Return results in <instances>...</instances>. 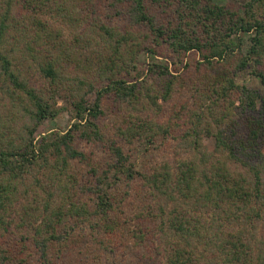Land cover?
Wrapping results in <instances>:
<instances>
[{
  "label": "trees",
  "instance_id": "1",
  "mask_svg": "<svg viewBox=\"0 0 264 264\" xmlns=\"http://www.w3.org/2000/svg\"><path fill=\"white\" fill-rule=\"evenodd\" d=\"M50 2L63 7L59 0H0L3 7L0 12V94L10 98L11 107L18 113L22 109L31 118L33 128L27 127L29 134L42 121L56 115V98L62 92H67L64 99L73 106L76 119L65 131L44 133L37 145H32L31 138L22 137V142L15 143L12 137L4 138V132L0 134V264H12L9 256L11 259L15 255L14 245L22 246L23 240L30 242L44 264H82L81 260L90 258L91 252L96 253L87 250L83 255L86 247H82L76 253L78 256L75 255L77 229L92 216L96 221L88 226L92 230L91 237L98 238L95 248L103 251L109 250L108 246L115 249L129 234L138 246L155 249L160 254L157 261L160 264H264V94L236 83V74L225 70L201 78L204 86L198 88L207 93L205 99L211 102L207 112L213 123L201 109H188L183 132L186 138L190 127L193 135L202 128L213 138V151H205L199 145V150L194 147V153L200 152L198 161L185 159L174 166L161 163L140 175L139 184L146 191L147 207L138 211L140 222L130 231L121 218L122 202L126 201L128 193L116 195L110 191L112 188L119 191L122 181L129 183L138 174L133 163H128L122 146L115 141L108 144L115 160L110 166L114 174H119H115L113 181L109 171H105L96 175L93 182H82L83 187L78 186L76 176L70 172L71 164L90 163L78 141L103 140L98 124L102 97L113 95L127 103H139L142 98L146 103L142 108L148 118V115H160L161 107L156 103V94L151 93V87L144 84L140 76L139 80L128 84L123 77H112L113 73L98 91L94 103L88 105L76 90V83H70L71 79L63 73L66 67L63 58L68 55L62 50L47 55L46 62L40 65L41 73L53 87L42 91L28 85L13 55L20 48L17 45L21 44L24 32L16 26L19 22L13 9L17 6L22 17L26 11L46 14L45 8ZM115 2L126 8L137 25L146 28L140 40L139 36L134 39L139 47L152 52L155 46L166 43L177 52L196 51L200 54L197 68L206 63L209 66L219 62L227 64L229 59H234L237 60L236 71L251 67L252 74L264 88V0L247 1L242 13L230 11L213 0ZM30 22L43 30L47 26L35 16ZM99 29L110 39L115 36L124 42L131 35L117 33L105 25H100ZM245 40L250 42L247 47L243 46ZM36 41L40 45L39 36ZM50 45L51 42L46 43L45 48ZM111 48L112 70L118 67V71L127 73L129 66L134 67L135 52L120 51L118 45ZM26 49L32 51L33 47L29 44ZM17 59L22 62L23 56ZM153 67L152 64L148 67L150 73ZM166 68L164 72L169 74ZM164 72L161 70L158 78L163 80L161 96L166 99L172 91L173 80L166 79ZM82 81L81 84H86ZM229 95L236 96L245 107V116L239 121L231 116L227 118L228 111H223L221 116L212 111L216 100ZM140 121L133 120L128 127L119 128V134L128 138L146 130L145 119L140 118ZM149 122L157 130H169L159 120ZM85 186L91 188L95 198L93 212L82 200V193L73 195L74 187L79 190ZM13 224L24 230L21 234L26 232L27 235H19V239L16 234L10 235L14 231ZM54 246L58 247L56 253L51 250ZM16 256L24 258L21 251ZM115 258L112 255L110 264H117ZM96 259L97 264L101 263L99 255ZM87 263L95 264L90 259Z\"/></svg>",
  "mask_w": 264,
  "mask_h": 264
},
{
  "label": "rangeland",
  "instance_id": "2",
  "mask_svg": "<svg viewBox=\"0 0 264 264\" xmlns=\"http://www.w3.org/2000/svg\"><path fill=\"white\" fill-rule=\"evenodd\" d=\"M213 1L230 11L242 13L245 3L249 0ZM59 2H61L63 7L55 2L48 3V8H45L48 10L46 14L26 11L24 17H22L17 12V6L13 9V14L19 22L16 26L24 29L21 44L17 45L20 48L14 51L13 54L16 56L14 60L22 79L28 85L35 86L37 89H42V91L53 87V84H50L48 79H45L41 73L40 65L46 62L47 55L55 53L57 50H62L68 55L66 58H63V64H66L63 73L71 79L70 83H76V90L87 101L88 105L94 103L98 91H101L100 88L108 83V77L112 76L113 73L114 76L112 77H123L128 84L142 79L144 84H149L148 86L151 87V93L156 94V103L161 107L160 115L156 116L152 114L148 115V118L142 108L146 104L142 98L139 103H127L113 95L102 97L100 100L102 114H100L101 117L98 120V124L103 140L90 143L78 141V146L89 156L90 163L87 161H77L71 164L70 172L76 176L78 186L83 187L82 182H86L87 184L90 181L93 182L96 175L105 171H109V178L113 181L114 176L116 177L119 174L115 173V175L114 169L110 166L115 160L108 144L115 141L122 146L129 158L128 163H133L138 174L129 183L122 181L121 185L118 186L119 191H114V188L110 191L116 195L127 191L128 194L125 196L126 201L124 200L121 206V212H123L121 218L130 227L131 231L140 222L139 216L136 214L142 209L141 207H147V201L145 200L147 198L146 191L139 184L140 175L161 163L174 166L185 159L196 158L198 161L200 152L196 151L194 153V147L196 150H199V145H202V149L205 151H213V138L207 132L202 131V128H198V134L195 133L193 135L191 134L190 127V133L188 132L186 138L184 137L185 132H183L186 129L185 126L188 121L185 116L188 109L191 111L201 109L207 113V117L209 118L207 107L211 105V102L209 99H205L207 98V93L198 88L204 86L200 83L201 78L203 76L215 75L216 72L225 70L226 73L236 74L234 80L238 84H244L246 87L257 90L261 94H264V88L259 79L252 74L251 67L241 68L236 71L235 65L237 60L234 59H229L227 64L223 63L222 65L221 62L212 66L206 63L200 65L199 69L197 68V61H200V54L196 51L177 52L166 43L155 46L151 50L152 52L139 47L140 45H137L134 39L139 36L140 40V36L147 32L146 28L137 25L129 17L126 8L117 4L115 0H59ZM2 9L3 7L0 5V12ZM29 15L45 21L47 25L45 30L41 27L39 28L35 23L32 24ZM100 25L111 27L115 32L120 34L131 33L134 36L130 35L127 42H124L123 39L117 40L115 36L113 39H110L102 29H99ZM25 26L27 29H25ZM38 36L40 38V45L36 41ZM48 42H51V45L45 48ZM249 43L248 40H245L243 46L247 47ZM29 44L33 47L32 51L26 49V45ZM111 45H118L120 51L127 49L131 53L135 52L133 56L134 67L129 66L127 73L123 70L118 71V67L112 70L109 61V57L114 58ZM21 55L23 59L22 62H19L17 57L20 58ZM151 64L155 66L152 73L149 72L148 68ZM164 66L167 67L166 69L169 74L164 72ZM262 68H264V60ZM161 70L165 73L164 77L166 79L173 80L172 91L166 99L161 96L163 80L158 78ZM171 74L176 76L172 78ZM139 76L140 78L137 79ZM82 80L86 81V84H81ZM198 83L199 85H197ZM62 93L58 94V98H56V115L53 118L42 121V123L32 130L31 134L27 131V127L33 128L31 118L22 109H19L18 113L16 108L11 107L10 98L0 94V134L4 132V138L12 137L15 143L22 142V137L31 138L32 145H37L44 133L67 130L76 119L74 117L73 106L68 99H64V94L67 92ZM11 109L16 112H12ZM244 109L245 107L241 104L240 100L236 96L230 95L216 100L214 106H212V111L215 115L221 116L223 111H228L227 118L231 116V118L238 121L240 117L244 118ZM12 113L15 115L12 116ZM140 118L145 119L146 130L144 129L132 136L130 135L128 138L119 134V128L128 127L133 120L139 122ZM149 120H159L161 125L163 127L168 126L169 130H157L151 126ZM208 120L213 123L212 119L209 118ZM226 120L223 124L224 128L227 126L225 125ZM183 122L184 125H182ZM139 124H142L141 121ZM150 134L153 136L147 140L146 136ZM92 169L95 170L92 171ZM80 193H82V200L91 206L92 211L95 207V198L91 188L89 189L85 186L84 189L79 188L78 190L74 187L73 195L75 196ZM93 221H96V218L92 216L90 217V221L85 220V222L78 225L82 226L77 229L78 241L74 246L76 256H78L76 253L82 247H86L83 255L87 253V250H92L96 255L101 257L102 260L99 264H110L112 262L110 259L112 255L116 256L115 261L117 264H160L157 262L160 254L155 249L138 246L133 242L129 234H126L125 239L121 240L115 249L110 246L107 248L109 250L106 251H103L100 247V249L98 247L95 248L98 238L92 239V230L88 227L95 223ZM11 229L14 231H11L13 233L10 235L13 234L14 236L16 234L17 239L20 238L19 235H27L26 232L25 234H21L24 230L17 228L14 224L11 226ZM3 240H7V236ZM24 241L22 246L14 245L15 255L14 257L11 256V259L9 256L10 263L44 264L38 254L35 253V250L31 248L30 242ZM57 248L54 246L51 250L56 253ZM17 250L23 253V260L16 256ZM96 255H93L91 252L90 258L85 259V261L81 260L82 264H88V259L97 264Z\"/></svg>",
  "mask_w": 264,
  "mask_h": 264
}]
</instances>
